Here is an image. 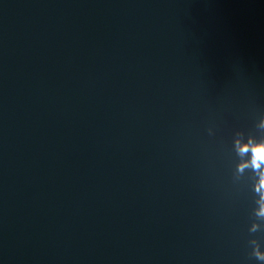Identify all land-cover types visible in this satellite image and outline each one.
I'll list each match as a JSON object with an SVG mask.
<instances>
[{"label": "water", "instance_id": "95a60500", "mask_svg": "<svg viewBox=\"0 0 264 264\" xmlns=\"http://www.w3.org/2000/svg\"><path fill=\"white\" fill-rule=\"evenodd\" d=\"M262 123L264 17L1 100L0 264H264Z\"/></svg>", "mask_w": 264, "mask_h": 264}, {"label": "clouds", "instance_id": "9594fccd", "mask_svg": "<svg viewBox=\"0 0 264 264\" xmlns=\"http://www.w3.org/2000/svg\"><path fill=\"white\" fill-rule=\"evenodd\" d=\"M258 130L264 132V123L258 126ZM209 134H212V129H209ZM233 145L241 160V163L236 165L235 172L242 176L245 168H251L259 176L260 183L256 191L260 195V200L257 201L259 209L255 215L257 219L264 220V191H262L264 189V139L257 140L252 134L245 136L243 132L238 131L233 138ZM258 230L260 225L257 223H253L249 228L251 233H256ZM249 243L252 245L251 255L258 261L264 262V250L261 249L260 243L256 239L250 240Z\"/></svg>", "mask_w": 264, "mask_h": 264}]
</instances>
